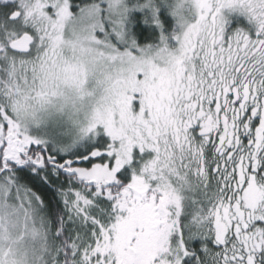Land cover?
Here are the masks:
<instances>
[{
    "label": "snow or ice",
    "instance_id": "obj_1",
    "mask_svg": "<svg viewBox=\"0 0 264 264\" xmlns=\"http://www.w3.org/2000/svg\"><path fill=\"white\" fill-rule=\"evenodd\" d=\"M0 264H264V0H0Z\"/></svg>",
    "mask_w": 264,
    "mask_h": 264
}]
</instances>
